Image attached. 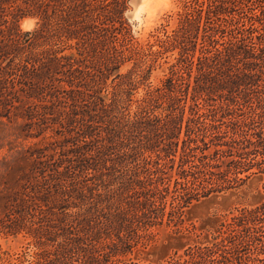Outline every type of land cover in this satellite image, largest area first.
Returning a JSON list of instances; mask_svg holds the SVG:
<instances>
[{"label": "trees", "instance_id": "obj_1", "mask_svg": "<svg viewBox=\"0 0 264 264\" xmlns=\"http://www.w3.org/2000/svg\"><path fill=\"white\" fill-rule=\"evenodd\" d=\"M129 8L0 0V117L21 102L18 91L42 101L55 88L72 101L60 115L77 135L67 165L0 155V232L26 233L34 246L0 248V264H124L152 227L264 175V0H180L174 28L145 44ZM25 17L37 27L4 29ZM167 53L175 61L155 86ZM166 264H264V201L230 212L212 240Z\"/></svg>", "mask_w": 264, "mask_h": 264}, {"label": "rangeland", "instance_id": "obj_2", "mask_svg": "<svg viewBox=\"0 0 264 264\" xmlns=\"http://www.w3.org/2000/svg\"><path fill=\"white\" fill-rule=\"evenodd\" d=\"M179 3L180 0H130L127 16L135 39L144 44L148 41L153 42L154 34L162 26H166L168 30L173 29ZM37 22L36 17H25L17 24L9 23L4 29L7 32L16 28L23 32L31 31L37 27ZM70 51L68 49L66 53ZM72 51L76 52V49ZM176 55V53L174 55L167 53L159 59L150 76L153 85H161ZM131 66L132 63L126 64L122 71L126 72ZM111 84L109 79V91L112 90ZM65 86L68 87L66 84ZM19 88L20 85L16 87ZM23 88L29 91L28 86L24 85ZM144 91L145 86H141L135 92L134 99L140 98ZM18 94L21 102H15L10 113L0 117V155L8 158L18 154L26 157L32 155L37 162L58 161L67 165L66 159L72 157V151L76 147L73 144L74 137L77 135L69 133V129H66L67 123L61 115L70 111L72 101L63 97H54L57 94L55 88L50 91L44 90L40 94L42 101L27 98L26 92L18 91ZM46 105L49 109L44 110L43 107ZM135 107L136 103L132 105V109L134 110ZM0 112L5 113L2 109ZM60 119L65 123V127L59 124ZM22 161L23 158H19L12 162ZM263 182L264 175H255L237 189L213 193L194 201L185 208L181 221L164 222L152 227L149 239L123 257L124 264H166L176 253L182 255L188 246L212 240L220 223L230 212L245 206H255L264 201ZM0 248L18 254L27 248L34 249V246L32 237L26 233L6 235L0 232Z\"/></svg>", "mask_w": 264, "mask_h": 264}, {"label": "bare ground", "instance_id": "obj_3", "mask_svg": "<svg viewBox=\"0 0 264 264\" xmlns=\"http://www.w3.org/2000/svg\"><path fill=\"white\" fill-rule=\"evenodd\" d=\"M29 22V21H28Z\"/></svg>", "mask_w": 264, "mask_h": 264}]
</instances>
